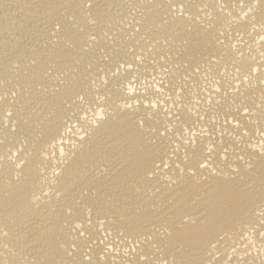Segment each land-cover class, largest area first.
I'll list each match as a JSON object with an SVG mask.
<instances>
[{
  "label": "bare ground",
  "instance_id": "6f19581e",
  "mask_svg": "<svg viewBox=\"0 0 264 264\" xmlns=\"http://www.w3.org/2000/svg\"><path fill=\"white\" fill-rule=\"evenodd\" d=\"M0 264H264V0H0Z\"/></svg>",
  "mask_w": 264,
  "mask_h": 264
}]
</instances>
